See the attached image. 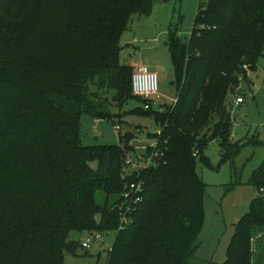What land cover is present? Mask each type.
Wrapping results in <instances>:
<instances>
[{"label": "trees", "instance_id": "obj_1", "mask_svg": "<svg viewBox=\"0 0 264 264\" xmlns=\"http://www.w3.org/2000/svg\"><path fill=\"white\" fill-rule=\"evenodd\" d=\"M153 6L0 0V264H63L82 246L72 232L83 231L114 232L104 264L196 259L206 190L198 164L211 166L204 150L213 141L222 162L242 146L232 140V108L264 52V0H200L188 39L177 23L169 29L178 95L157 106L142 99L149 108L132 110L153 116L160 130L149 134L156 145L144 148L151 163L128 173L131 131L119 133V144L83 145L81 117L120 125L112 107L136 97L121 38ZM132 181L143 188L128 206L123 193ZM251 183L257 195L221 264H264V159Z\"/></svg>", "mask_w": 264, "mask_h": 264}, {"label": "rangeland", "instance_id": "obj_2", "mask_svg": "<svg viewBox=\"0 0 264 264\" xmlns=\"http://www.w3.org/2000/svg\"><path fill=\"white\" fill-rule=\"evenodd\" d=\"M199 1L154 0L152 12L149 15H135L122 35L125 50L122 61L126 63L127 60L142 59L154 65L159 75L161 102L173 103L178 95L173 64L166 45L167 33L177 23L179 36L183 40L188 39ZM240 86L241 91L235 99L243 96L244 101L232 108L233 141L242 144L239 152L232 160L222 162L219 143L213 141L204 150L211 166L198 164V172L206 183L204 224L198 236L200 245L196 259L190 264H221L225 261L235 224L248 211L251 201L257 195L251 177L264 159V52L258 57L257 67L248 70V78H243ZM103 95L111 98L109 94ZM134 95L136 97L121 109L112 107L122 118L120 129L115 125L118 118L114 123L107 119L97 120L89 114L82 115L80 127L83 145L119 144V133L124 135L128 131H131L134 138L146 139L154 144L156 138H151L149 134L158 133L160 128L153 116L132 112L136 107H144L142 98ZM128 154L132 158L136 155L146 156V151L136 147ZM136 167L130 164L127 169ZM103 200V192L98 191L97 201L101 203ZM90 234L86 231L72 232L71 236L83 242ZM114 237V232H104L88 250L79 246L75 251L66 252L63 264H104L105 250L111 247Z\"/></svg>", "mask_w": 264, "mask_h": 264}, {"label": "built area", "instance_id": "obj_3", "mask_svg": "<svg viewBox=\"0 0 264 264\" xmlns=\"http://www.w3.org/2000/svg\"><path fill=\"white\" fill-rule=\"evenodd\" d=\"M246 67V65L244 66ZM133 74H132V91L134 94L140 96L143 100H153L154 104H158L160 97V83L159 75L153 70L148 64L137 62L133 65ZM176 100V99H175ZM174 100V101H175ZM244 101L243 96H239L235 99V105H238ZM145 108H149V104L144 105ZM117 129H120V125H116ZM156 145V142L153 144ZM146 157V159H143ZM143 159V160H142ZM151 156H140L136 155L133 158L130 154L127 156L126 167L132 166H141L149 165L151 163ZM137 168V167H136ZM133 168L130 170L127 169L128 173L133 172ZM143 188L142 181H132L126 190L123 193L124 200L128 203V206L141 200L140 192ZM263 191L264 189L261 188ZM101 238L100 233H91L87 238L82 242V246L85 249H89L91 244Z\"/></svg>", "mask_w": 264, "mask_h": 264}, {"label": "water", "instance_id": "obj_4", "mask_svg": "<svg viewBox=\"0 0 264 264\" xmlns=\"http://www.w3.org/2000/svg\"><path fill=\"white\" fill-rule=\"evenodd\" d=\"M131 145L133 147H141V148H147L150 145V142L148 140H141L139 138H133L131 140Z\"/></svg>", "mask_w": 264, "mask_h": 264}, {"label": "crops", "instance_id": "obj_5", "mask_svg": "<svg viewBox=\"0 0 264 264\" xmlns=\"http://www.w3.org/2000/svg\"><path fill=\"white\" fill-rule=\"evenodd\" d=\"M133 37V36H132ZM122 40H123V38H121ZM121 40V42H122V44H123V41ZM131 40V39H130ZM132 40H135V39H132ZM131 42H133V41H131ZM125 53V50L124 51H122V56H123V54ZM137 62H141V63H145V64H147L146 62H144V61H142V59H134V61H130V60H127V62L126 63H128V64H131V65H134V64H136ZM153 70H155V67H154V65H150V64H148ZM156 71V70H155ZM234 101H235V99H234ZM159 103H166V102H159ZM98 120V119H97ZM232 140H235V137H234V135H233V133H232ZM107 250H105V252H106Z\"/></svg>", "mask_w": 264, "mask_h": 264}]
</instances>
